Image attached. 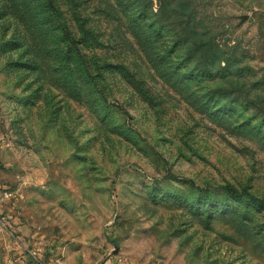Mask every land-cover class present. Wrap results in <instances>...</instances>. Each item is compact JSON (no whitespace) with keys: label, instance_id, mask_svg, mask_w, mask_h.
Masks as SVG:
<instances>
[{"label":"rangeland","instance_id":"obj_1","mask_svg":"<svg viewBox=\"0 0 264 264\" xmlns=\"http://www.w3.org/2000/svg\"><path fill=\"white\" fill-rule=\"evenodd\" d=\"M152 2L0 0V259L264 264V0Z\"/></svg>","mask_w":264,"mask_h":264},{"label":"trees","instance_id":"obj_2","mask_svg":"<svg viewBox=\"0 0 264 264\" xmlns=\"http://www.w3.org/2000/svg\"><path fill=\"white\" fill-rule=\"evenodd\" d=\"M48 6L54 8L53 0H44ZM140 6H145L147 3L152 4L153 0H135ZM160 5L163 6L160 13L153 15L154 20H158L160 23L165 19H169L168 14H177L181 19H185L181 30L185 34L184 42L191 46V50L195 56L201 58L207 52H210L209 67H215L216 64H220L224 58L222 53L219 52L218 44L212 42L211 38L206 37L204 28L197 22V18L192 14L190 6H172L171 0H158ZM173 7V8H172ZM174 11V12H173ZM167 14H166V13ZM173 12V13H172ZM189 48V47H188ZM207 66V67H208ZM252 201H257L251 198Z\"/></svg>","mask_w":264,"mask_h":264},{"label":"crops","instance_id":"obj_3","mask_svg":"<svg viewBox=\"0 0 264 264\" xmlns=\"http://www.w3.org/2000/svg\"><path fill=\"white\" fill-rule=\"evenodd\" d=\"M8 259H10V262H8ZM2 261L3 262L6 261L5 263H7V264H36L33 259L23 256V253H22V255L19 254V258H17V259H12L9 254H5L4 257H2L0 259V263H2Z\"/></svg>","mask_w":264,"mask_h":264}]
</instances>
